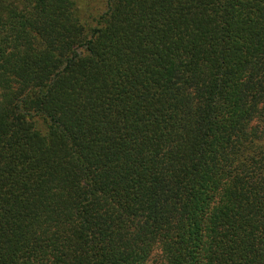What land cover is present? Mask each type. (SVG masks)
I'll list each match as a JSON object with an SVG mask.
<instances>
[{"label":"trees","instance_id":"obj_1","mask_svg":"<svg viewBox=\"0 0 264 264\" xmlns=\"http://www.w3.org/2000/svg\"><path fill=\"white\" fill-rule=\"evenodd\" d=\"M0 0V264H264V0Z\"/></svg>","mask_w":264,"mask_h":264},{"label":"rangeland","instance_id":"obj_2","mask_svg":"<svg viewBox=\"0 0 264 264\" xmlns=\"http://www.w3.org/2000/svg\"><path fill=\"white\" fill-rule=\"evenodd\" d=\"M9 3L16 4L17 0H10ZM76 3L83 14L97 15L105 9L106 0H76Z\"/></svg>","mask_w":264,"mask_h":264}]
</instances>
